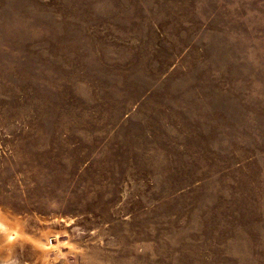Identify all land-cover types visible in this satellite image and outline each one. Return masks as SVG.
Segmentation results:
<instances>
[{
    "label": "rangeland",
    "instance_id": "obj_1",
    "mask_svg": "<svg viewBox=\"0 0 264 264\" xmlns=\"http://www.w3.org/2000/svg\"><path fill=\"white\" fill-rule=\"evenodd\" d=\"M0 264H264V0H0Z\"/></svg>",
    "mask_w": 264,
    "mask_h": 264
}]
</instances>
